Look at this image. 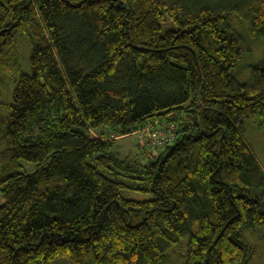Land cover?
<instances>
[{
	"label": "trees",
	"instance_id": "16d2710c",
	"mask_svg": "<svg viewBox=\"0 0 264 264\" xmlns=\"http://www.w3.org/2000/svg\"><path fill=\"white\" fill-rule=\"evenodd\" d=\"M260 39L264 0H0V264H168L186 235L185 264H249L264 56L237 76ZM147 127L176 135L114 152Z\"/></svg>",
	"mask_w": 264,
	"mask_h": 264
},
{
	"label": "rangeland",
	"instance_id": "374dc122",
	"mask_svg": "<svg viewBox=\"0 0 264 264\" xmlns=\"http://www.w3.org/2000/svg\"><path fill=\"white\" fill-rule=\"evenodd\" d=\"M190 3H198L201 0H187ZM206 1V0H205ZM208 2L211 1L214 5L218 7L227 6L233 3V0H207ZM164 27L172 26V21L169 19L165 20L163 23ZM252 52L246 53V56H243V62L241 65L246 67L242 72H240L237 76L238 80L243 82L247 81L251 78V70L248 67V64L257 62L262 59L264 56V39H260L259 41L255 42L252 45ZM20 53L22 55V61L24 65L27 63V69L29 70L27 56L29 53V47L24 40V38L20 39V46H19ZM12 87V78L10 77L9 73L0 72V101L5 100L8 98V93ZM0 111H3L0 107ZM104 127V126H101ZM151 131L141 132V131H132L128 134H120L114 135L112 138H115L116 145L114 146V152L119 154L123 158L128 159H136L149 156L151 154L158 153L157 144L154 143L153 139L159 136H167L166 141L172 140L176 133L169 132V129H154L150 128ZM246 140L250 143L253 151L257 155L260 163L264 167V129H258L255 127L254 122L247 121L246 122V132L244 134ZM164 144V143H163ZM161 144V145H163ZM2 145L0 141V146ZM151 148H149L150 146ZM165 149L162 147L161 150ZM145 153H142L144 152ZM127 196H131L132 193L129 191L124 192ZM140 195H138L139 197ZM3 201V195L0 193V203ZM249 241H252V244L256 247V255L250 261L249 264H264V229H259V233L256 234H249ZM190 240V236L186 235L181 241L175 244L170 249V256H169V263L168 264H185L186 254L188 249V243ZM63 264V263H61Z\"/></svg>",
	"mask_w": 264,
	"mask_h": 264
},
{
	"label": "built area",
	"instance_id": "2783aa9c",
	"mask_svg": "<svg viewBox=\"0 0 264 264\" xmlns=\"http://www.w3.org/2000/svg\"><path fill=\"white\" fill-rule=\"evenodd\" d=\"M146 131H152L150 130V127H147L146 129L142 130V132H146ZM167 136H159V137H156L155 139H153L154 143L157 144V145H160L162 143H164V141L166 140Z\"/></svg>",
	"mask_w": 264,
	"mask_h": 264
}]
</instances>
